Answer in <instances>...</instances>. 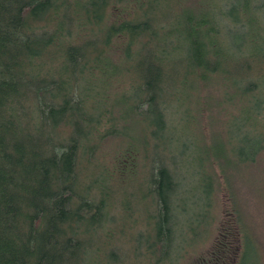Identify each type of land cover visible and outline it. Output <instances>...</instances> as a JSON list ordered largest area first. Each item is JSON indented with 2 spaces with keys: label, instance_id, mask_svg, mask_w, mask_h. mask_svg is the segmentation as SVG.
<instances>
[{
  "label": "trees",
  "instance_id": "16d2710c",
  "mask_svg": "<svg viewBox=\"0 0 264 264\" xmlns=\"http://www.w3.org/2000/svg\"><path fill=\"white\" fill-rule=\"evenodd\" d=\"M261 14L264 0H0V264H125L113 243L143 226L153 264L166 263L176 236L179 254L191 245L185 231L202 216H184L166 111L175 114L179 86L201 104L216 81L223 119L225 105L243 102L228 95L243 77L259 90L264 47L251 30ZM247 41L257 48L246 54ZM122 145L139 153L116 167L111 148ZM133 171L147 191L123 203L116 186Z\"/></svg>",
  "mask_w": 264,
  "mask_h": 264
},
{
  "label": "rangeland",
  "instance_id": "374dc122",
  "mask_svg": "<svg viewBox=\"0 0 264 264\" xmlns=\"http://www.w3.org/2000/svg\"><path fill=\"white\" fill-rule=\"evenodd\" d=\"M261 15V23L256 25L257 30L251 31L254 35L256 33V39H260L257 41L259 46L264 47V15ZM252 47L257 48L255 43L251 46L247 41L242 50L247 54ZM232 51L237 54L236 50ZM253 59V63L258 62L256 58ZM254 66L255 75L251 82L256 81L259 90L253 93L246 89V83L249 82L243 77L239 85L228 91L229 96H242L243 102L236 106L225 105L229 112L225 119V111L216 102L220 96V92L217 94L215 91L216 81L202 95L205 99L201 104H197L194 93L188 92V88H175L180 100L174 102L175 114L167 109L166 115L168 124L175 125V141L171 146L178 153V172L184 180L181 203L186 207L184 216L187 220L194 213H201L202 217L193 222L188 232L185 231L184 243L192 241V244L179 254L176 244L182 236L179 239L176 236L174 246L171 247L174 251H171V256L164 264H264V133L259 134L264 130V119L256 115L258 102L264 99V65ZM120 125V129L125 126ZM127 146L111 148V155L115 153L118 159L116 167L134 160L135 153H139L131 151ZM130 154L134 156L131 157ZM215 154L227 155L228 161L225 163L221 159L220 166L216 164L209 167L208 158ZM244 156L252 160L247 161ZM141 172L133 171L125 180L119 181L116 188L123 196L119 197L121 202L127 203L131 194L140 197L146 193L147 183ZM216 182L219 183L217 200L212 197ZM228 190L232 191L234 200L242 208L243 215L239 221ZM209 201L213 202L212 208L206 211L205 206ZM116 218L118 226L115 232L123 225L125 212L118 214ZM119 218L122 219L118 221ZM178 227L179 225L176 226L179 230ZM178 230L174 231V237L179 235ZM140 233L146 235L147 241L153 238V234L144 226L131 230L128 243L120 238L113 243L116 248L119 247V254H115L114 259L118 257L125 264L156 262L159 254L154 252L146 256L142 243L144 239L139 237ZM178 254L180 257L177 261Z\"/></svg>",
  "mask_w": 264,
  "mask_h": 264
}]
</instances>
